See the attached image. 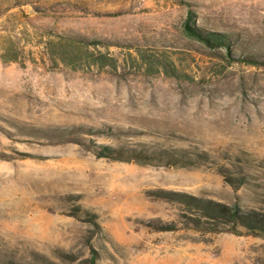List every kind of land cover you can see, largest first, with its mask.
<instances>
[{
	"label": "rangeland",
	"instance_id": "obj_1",
	"mask_svg": "<svg viewBox=\"0 0 264 264\" xmlns=\"http://www.w3.org/2000/svg\"><path fill=\"white\" fill-rule=\"evenodd\" d=\"M221 207L264 216V0H0V264H264Z\"/></svg>",
	"mask_w": 264,
	"mask_h": 264
},
{
	"label": "trees",
	"instance_id": "obj_2",
	"mask_svg": "<svg viewBox=\"0 0 264 264\" xmlns=\"http://www.w3.org/2000/svg\"><path fill=\"white\" fill-rule=\"evenodd\" d=\"M186 28L191 35H194L198 39L204 40L208 43L210 42L211 38L198 33L195 29L191 28L188 25H186ZM215 36H220V35H215ZM61 38H62V41L60 44L61 48L63 49V51H65L66 54H68L70 51L73 52V54H72L73 56L72 55L69 56L70 59H73V57L76 56V54L82 50V42L83 41L80 39L78 40V39H75L74 37H68V36H62ZM212 39H214L215 41H218V43L222 42V39L220 37H215ZM60 59H62L61 61H65L63 57ZM111 61H112V63H114L115 60L113 58H111ZM103 63L104 62L102 61L101 64H103ZM105 151H106L105 152L106 154H103L105 156H110V157H114L117 159H123V158H119L117 156H113L111 154L113 149L110 147H105ZM220 211H221L222 215L229 217V219L233 220V222H235L239 218L243 219L246 222L242 225H244L245 227H247L248 229H250L254 233H258V231L264 232V216L263 215H260V214L253 212V213H249L248 215H246V216H251V217H246V216L242 215V213L240 212V210L237 207H234V208L221 207ZM249 221H251L252 223H250ZM230 229L232 231H237L235 226L233 228H230Z\"/></svg>",
	"mask_w": 264,
	"mask_h": 264
}]
</instances>
